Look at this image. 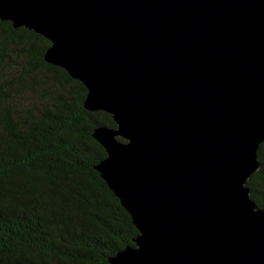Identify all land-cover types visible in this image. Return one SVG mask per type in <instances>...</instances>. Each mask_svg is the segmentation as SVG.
<instances>
[{
    "label": "water",
    "instance_id": "1",
    "mask_svg": "<svg viewBox=\"0 0 264 264\" xmlns=\"http://www.w3.org/2000/svg\"><path fill=\"white\" fill-rule=\"evenodd\" d=\"M87 89L95 166L138 235L111 264H264V0H0Z\"/></svg>",
    "mask_w": 264,
    "mask_h": 264
},
{
    "label": "trees",
    "instance_id": "2",
    "mask_svg": "<svg viewBox=\"0 0 264 264\" xmlns=\"http://www.w3.org/2000/svg\"><path fill=\"white\" fill-rule=\"evenodd\" d=\"M50 41L0 19V264H111L138 230L95 166V128L112 116L84 107L87 89L44 59ZM247 180L264 209V141Z\"/></svg>",
    "mask_w": 264,
    "mask_h": 264
},
{
    "label": "bare ground",
    "instance_id": "3",
    "mask_svg": "<svg viewBox=\"0 0 264 264\" xmlns=\"http://www.w3.org/2000/svg\"><path fill=\"white\" fill-rule=\"evenodd\" d=\"M120 202V201H119Z\"/></svg>",
    "mask_w": 264,
    "mask_h": 264
},
{
    "label": "flooded vegetation",
    "instance_id": "4",
    "mask_svg": "<svg viewBox=\"0 0 264 264\" xmlns=\"http://www.w3.org/2000/svg\"><path fill=\"white\" fill-rule=\"evenodd\" d=\"M250 191V190H249Z\"/></svg>",
    "mask_w": 264,
    "mask_h": 264
}]
</instances>
